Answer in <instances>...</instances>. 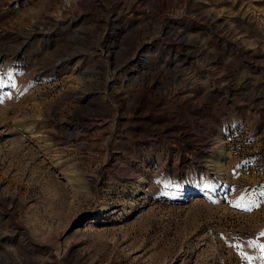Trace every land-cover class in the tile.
<instances>
[{"label":"rangeland","instance_id":"374dc122","mask_svg":"<svg viewBox=\"0 0 264 264\" xmlns=\"http://www.w3.org/2000/svg\"><path fill=\"white\" fill-rule=\"evenodd\" d=\"M0 78V264H264V0H0Z\"/></svg>","mask_w":264,"mask_h":264},{"label":"snow or ice","instance_id":"6c2138e0","mask_svg":"<svg viewBox=\"0 0 264 264\" xmlns=\"http://www.w3.org/2000/svg\"><path fill=\"white\" fill-rule=\"evenodd\" d=\"M3 86H4L3 79L0 78V87H3ZM236 206L237 207H243L244 205L238 203ZM260 235L264 236V232H261ZM260 248H261V255L264 256V245H260Z\"/></svg>","mask_w":264,"mask_h":264}]
</instances>
